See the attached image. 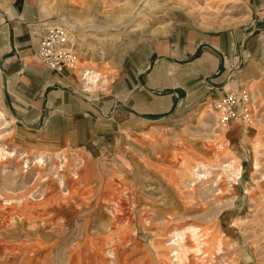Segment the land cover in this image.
Masks as SVG:
<instances>
[{
  "label": "rangeland",
  "instance_id": "rangeland-1",
  "mask_svg": "<svg viewBox=\"0 0 264 264\" xmlns=\"http://www.w3.org/2000/svg\"><path fill=\"white\" fill-rule=\"evenodd\" d=\"M33 2L43 32L67 29V90L105 127L89 146L56 144L0 81V264H264V65L227 75L216 99L178 94L166 115L113 90L130 56L180 26L250 32L246 0ZM84 70L102 76L91 91ZM242 91L249 115L224 123L215 105Z\"/></svg>",
  "mask_w": 264,
  "mask_h": 264
},
{
  "label": "crops",
  "instance_id": "crops-1",
  "mask_svg": "<svg viewBox=\"0 0 264 264\" xmlns=\"http://www.w3.org/2000/svg\"><path fill=\"white\" fill-rule=\"evenodd\" d=\"M246 2L253 15L250 32H211L180 26L148 46L145 56L142 52L128 58L129 69L121 70L114 81L115 95L126 101L131 112L165 111L166 115L178 94L186 93L185 103L198 98L199 92L205 99H216L224 86L226 89L231 85L225 83L227 75L235 78L232 83H242L256 65H264V0ZM37 19L33 0H0L2 89L20 101L29 113V123L40 121L49 135L58 138L56 144L89 146L105 124L98 126L90 115L83 114L87 105L82 110L80 104L76 108V98L67 90L73 82L68 70H49L40 62L38 48L43 29L36 24ZM238 44L242 48L235 57ZM148 68L150 71L144 73ZM157 90H165V95H157ZM126 114L131 118L132 113Z\"/></svg>",
  "mask_w": 264,
  "mask_h": 264
},
{
  "label": "built area",
  "instance_id": "built-area-1",
  "mask_svg": "<svg viewBox=\"0 0 264 264\" xmlns=\"http://www.w3.org/2000/svg\"><path fill=\"white\" fill-rule=\"evenodd\" d=\"M67 45L68 32L64 26L54 25L44 29L38 48V58L42 65L54 71H62L64 67H73L75 57L70 50H66ZM215 106L225 120L236 115H240L246 120L251 106L250 95L246 91L229 92Z\"/></svg>",
  "mask_w": 264,
  "mask_h": 264
},
{
  "label": "bare ground",
  "instance_id": "bare-ground-1",
  "mask_svg": "<svg viewBox=\"0 0 264 264\" xmlns=\"http://www.w3.org/2000/svg\"><path fill=\"white\" fill-rule=\"evenodd\" d=\"M68 41H69V33H68ZM66 50H68V49H66ZM69 51V50H68ZM82 75L84 76V81L86 82V86H87V90H93V89H95L97 86H98V84H99V82L101 81V79H102V76H101V74H99V73H97V72H95V71H87V70H84L83 72H82ZM90 90V91H91ZM251 99V98H250ZM219 114V113H218ZM222 114V113H221ZM220 115V114H219ZM4 117V114H3V112L2 111H0V119H2ZM225 121V119H223V122ZM225 123V122H224ZM2 125V124H1ZM1 149V148H0ZM1 151V150H0ZM7 153V152H6ZM1 154V153H0ZM8 155H9V157H13V156H15L14 154H9L8 153ZM43 158V157H42ZM41 157L40 158H38L37 160H36V162L34 163L35 165H37L38 167H41V166H43L44 165V160L42 159ZM227 166V165H226ZM232 166V165H231ZM231 169H233V167L231 168ZM193 171H195L196 170V167H194L193 169H192ZM63 171V170H62ZM236 170L235 169H233V175H236ZM238 175V174H237ZM198 178H199V176H198ZM201 178V177H200ZM62 181V180H61ZM192 231H194V230H192ZM197 231V230H196ZM195 232V231H194ZM196 237V239H198V234L195 236Z\"/></svg>",
  "mask_w": 264,
  "mask_h": 264
}]
</instances>
